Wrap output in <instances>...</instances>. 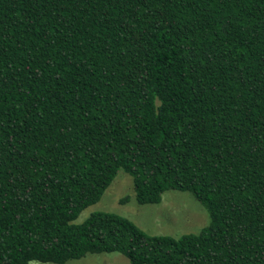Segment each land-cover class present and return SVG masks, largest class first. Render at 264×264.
<instances>
[{
  "label": "trees",
  "instance_id": "1",
  "mask_svg": "<svg viewBox=\"0 0 264 264\" xmlns=\"http://www.w3.org/2000/svg\"><path fill=\"white\" fill-rule=\"evenodd\" d=\"M119 172L208 215L96 211ZM264 264V0H0V264Z\"/></svg>",
  "mask_w": 264,
  "mask_h": 264
},
{
  "label": "rangeland",
  "instance_id": "2",
  "mask_svg": "<svg viewBox=\"0 0 264 264\" xmlns=\"http://www.w3.org/2000/svg\"><path fill=\"white\" fill-rule=\"evenodd\" d=\"M96 211L111 212L127 218L147 234L180 237L197 233L208 224V215L191 195L167 191L156 205H138L134 198L131 178L119 172L100 200L84 209L77 222ZM29 264H41L30 262ZM65 264H130L120 254L87 255Z\"/></svg>",
  "mask_w": 264,
  "mask_h": 264
}]
</instances>
